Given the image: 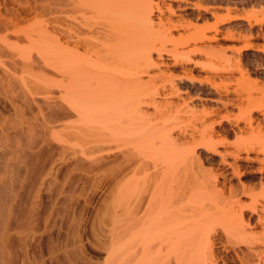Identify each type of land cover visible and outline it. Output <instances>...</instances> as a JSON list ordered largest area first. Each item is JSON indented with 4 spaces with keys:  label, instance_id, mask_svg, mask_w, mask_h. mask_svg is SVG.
Instances as JSON below:
<instances>
[{
    "label": "bare ground",
    "instance_id": "bare-ground-1",
    "mask_svg": "<svg viewBox=\"0 0 264 264\" xmlns=\"http://www.w3.org/2000/svg\"><path fill=\"white\" fill-rule=\"evenodd\" d=\"M65 1L47 40L51 63L42 57L53 74L54 137L63 148L85 140L106 156L118 153V172H133L117 190L120 264L130 254L134 264H264V94L194 86L196 54L218 56L213 36L180 17L165 27L171 18L160 0ZM209 63L210 84L226 64ZM184 80L191 86H180ZM65 108L76 120L63 122ZM246 176L251 186L240 182ZM132 181L142 184L135 202L127 198Z\"/></svg>",
    "mask_w": 264,
    "mask_h": 264
},
{
    "label": "rangeland",
    "instance_id": "rangeland-1",
    "mask_svg": "<svg viewBox=\"0 0 264 264\" xmlns=\"http://www.w3.org/2000/svg\"><path fill=\"white\" fill-rule=\"evenodd\" d=\"M189 1L195 6H187ZM160 4L173 21L163 19L165 27L180 25L174 22L180 17L183 26L208 30L213 36L209 42L218 56L196 54L194 86L264 94V0H160ZM66 5L65 0H0V264L122 263L117 200L133 172H118L123 162L118 153L106 156L86 148L85 140L80 147L63 148L54 137L53 74L42 57L51 63L47 40L55 31L57 6L65 10ZM209 61L213 67L229 64L237 73L232 78L225 73L231 70L226 65L225 70L221 67L223 74L216 67L221 71H213L215 79L209 84L204 73L206 66L210 69ZM171 70L181 75L178 68ZM224 74L227 77H221ZM183 83L180 86H191L189 80ZM68 117L63 122L76 120L71 112ZM260 128L263 134L264 123ZM197 151L207 158L202 149ZM214 166L203 161L205 170ZM249 179L240 182L251 186ZM141 185H129L131 202L138 199ZM215 248L224 254L219 245ZM129 256V261L123 260L134 264Z\"/></svg>",
    "mask_w": 264,
    "mask_h": 264
}]
</instances>
